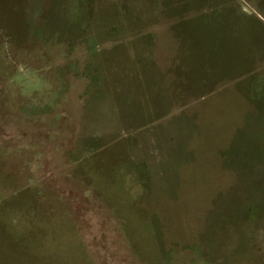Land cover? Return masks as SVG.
Here are the masks:
<instances>
[{
  "label": "rangeland",
  "instance_id": "obj_1",
  "mask_svg": "<svg viewBox=\"0 0 264 264\" xmlns=\"http://www.w3.org/2000/svg\"><path fill=\"white\" fill-rule=\"evenodd\" d=\"M0 264H264V0H0Z\"/></svg>",
  "mask_w": 264,
  "mask_h": 264
}]
</instances>
